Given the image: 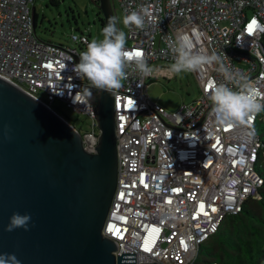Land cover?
I'll return each mask as SVG.
<instances>
[{
    "label": "built area",
    "instance_id": "1",
    "mask_svg": "<svg viewBox=\"0 0 264 264\" xmlns=\"http://www.w3.org/2000/svg\"><path fill=\"white\" fill-rule=\"evenodd\" d=\"M34 1L0 0V76L52 109L58 100L87 114L90 128L81 131L53 109L92 151L98 129L85 95L92 85L73 70L80 56L75 46L36 35ZM116 2L123 15L148 8L143 29L127 27L125 47L142 49L153 71L144 76L131 65L123 86L113 91L117 182L102 233L115 241L116 254L135 253V264H194L222 219L259 197L263 143L256 123L264 112L248 124L221 126L209 93L213 83L238 90L241 76L264 92V0ZM178 35L193 39L196 54L220 55L235 79H227L216 63L194 71L198 97L168 111L149 97L147 80L153 72L168 73L152 65L175 62L169 42ZM70 37L89 42L82 31Z\"/></svg>",
    "mask_w": 264,
    "mask_h": 264
},
{
    "label": "water",
    "instance_id": "2",
    "mask_svg": "<svg viewBox=\"0 0 264 264\" xmlns=\"http://www.w3.org/2000/svg\"><path fill=\"white\" fill-rule=\"evenodd\" d=\"M91 1L104 27L116 17L112 0ZM85 95L98 129L92 151L52 108L0 76V253L21 264H135V253L116 254L102 233L117 182L113 92ZM14 212L30 214L27 231H5Z\"/></svg>",
    "mask_w": 264,
    "mask_h": 264
},
{
    "label": "clouds",
    "instance_id": "3",
    "mask_svg": "<svg viewBox=\"0 0 264 264\" xmlns=\"http://www.w3.org/2000/svg\"><path fill=\"white\" fill-rule=\"evenodd\" d=\"M149 14L148 8L141 7L138 11L125 14L123 24L125 27L134 25L143 29L145 17ZM117 23V17L109 18L107 25L102 29L103 39L94 38L88 42L87 50L80 54L79 63L73 68L77 76L87 79L93 88L109 93L123 86L129 66L134 65L144 76L153 71L142 49L132 50L125 47L126 34L117 27ZM169 48L175 61L170 67L173 73L194 72L216 63L220 65V70L225 73L227 79H235L233 74L224 68L222 58L217 53L196 54L193 51V39L188 35H178L174 41L169 42ZM236 84L238 90H233L224 83L211 85L209 99L213 104L212 112L221 126L248 124L257 114L264 112V92L242 76L236 80ZM86 91L90 100L91 89ZM30 222V214L14 212L5 231L12 232L17 228L27 231ZM0 264H21V261L15 254L0 253Z\"/></svg>",
    "mask_w": 264,
    "mask_h": 264
},
{
    "label": "rangeland",
    "instance_id": "4",
    "mask_svg": "<svg viewBox=\"0 0 264 264\" xmlns=\"http://www.w3.org/2000/svg\"><path fill=\"white\" fill-rule=\"evenodd\" d=\"M112 2L118 28L126 34L127 27L123 24L124 15L116 0ZM34 7L37 14L35 32L40 39L75 46L79 54L87 50V45L74 42L70 37L71 33L82 31L88 35L89 42L94 38L103 39L97 6L91 0H57L56 4L50 3L49 0H35ZM126 43H128L127 40ZM173 63L154 62L152 67H166L168 73L153 72L147 80L149 97L163 105L168 111L177 109L182 103H189L199 95L198 83L193 72L173 73L170 71ZM52 106L55 111L80 127L81 131L90 128L91 118L87 114L77 113L58 100L53 102ZM256 125L264 136V121L262 123L257 121Z\"/></svg>",
    "mask_w": 264,
    "mask_h": 264
},
{
    "label": "trees",
    "instance_id": "5",
    "mask_svg": "<svg viewBox=\"0 0 264 264\" xmlns=\"http://www.w3.org/2000/svg\"><path fill=\"white\" fill-rule=\"evenodd\" d=\"M49 2L56 4L57 0H49ZM32 8L36 28L37 14L34 3ZM97 14L102 30L104 24L98 7ZM72 18L74 19L73 15ZM262 43L264 45V34ZM257 121L262 123L264 119ZM77 129L81 130L80 127ZM258 132L263 143L257 167L262 176L259 197L247 199L240 211L227 214L222 219L218 230L200 245L194 264H211L212 262L216 264H264V136L259 129Z\"/></svg>",
    "mask_w": 264,
    "mask_h": 264
},
{
    "label": "snow or ice",
    "instance_id": "6",
    "mask_svg": "<svg viewBox=\"0 0 264 264\" xmlns=\"http://www.w3.org/2000/svg\"><path fill=\"white\" fill-rule=\"evenodd\" d=\"M254 25H255V22L253 21V26H254ZM249 30H250V31L252 30V29H251V26H250V29H249Z\"/></svg>",
    "mask_w": 264,
    "mask_h": 264
}]
</instances>
